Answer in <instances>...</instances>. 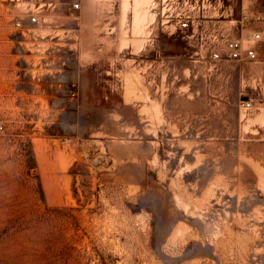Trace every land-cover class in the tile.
Listing matches in <instances>:
<instances>
[{
  "label": "rangeland",
  "instance_id": "374dc122",
  "mask_svg": "<svg viewBox=\"0 0 264 264\" xmlns=\"http://www.w3.org/2000/svg\"><path fill=\"white\" fill-rule=\"evenodd\" d=\"M0 264H264V0H0Z\"/></svg>",
  "mask_w": 264,
  "mask_h": 264
},
{
  "label": "built area",
  "instance_id": "2783aa9c",
  "mask_svg": "<svg viewBox=\"0 0 264 264\" xmlns=\"http://www.w3.org/2000/svg\"><path fill=\"white\" fill-rule=\"evenodd\" d=\"M75 8H79L80 4H74ZM31 23L39 22V19L36 15L30 16ZM17 27H21L22 23L17 22ZM181 28L188 29L190 28V21L183 20L180 23ZM262 38V33L260 30H255L251 33V36L247 39V41H242L239 39H231L225 43L224 52H220L218 50H212L210 52V57L213 60H220L222 58H227L231 60H256L258 58V52L256 49V44ZM245 103V102H244ZM248 106V104L246 103Z\"/></svg>",
  "mask_w": 264,
  "mask_h": 264
}]
</instances>
